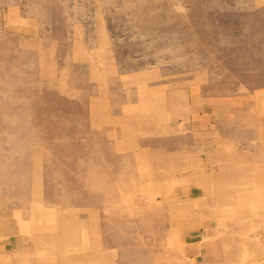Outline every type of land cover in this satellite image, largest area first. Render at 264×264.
<instances>
[{"label":"rangeland","instance_id":"1","mask_svg":"<svg viewBox=\"0 0 264 264\" xmlns=\"http://www.w3.org/2000/svg\"><path fill=\"white\" fill-rule=\"evenodd\" d=\"M0 264H264V0H0Z\"/></svg>","mask_w":264,"mask_h":264},{"label":"crops","instance_id":"2","mask_svg":"<svg viewBox=\"0 0 264 264\" xmlns=\"http://www.w3.org/2000/svg\"><path fill=\"white\" fill-rule=\"evenodd\" d=\"M202 107H203V103H200V105H195V106H193L192 105V102L189 100V98L187 99V108H186V116H187V118L189 119L188 121H189V123L188 124H186V129L189 131V132H192V129H194L193 128V126H202L203 124L204 125H206V123H205V121L204 120H200V119H197V120H195V121H193L192 122V114H197V115H201L200 114V111L202 110ZM193 125V126H192ZM206 127V126H205ZM208 130V129H207ZM206 132H213V130L212 131H210V130H208V131H206ZM192 133H200V132H192ZM210 135H211V138L212 139H208L207 141H208V144H205V142H204V144H205V147H203L202 146V148H203V150H205V151H209L210 152V155H212V151H213V148H214V145H215V141H217V139H216V137H214V136H217V135H215L214 133H210ZM222 135V134H221ZM220 137V136H219ZM223 137V136H222ZM216 139V140H215ZM180 150V149H179ZM182 150L183 151H185V149H183L182 148ZM201 158V157H200ZM204 166H207V163L205 164L204 163Z\"/></svg>","mask_w":264,"mask_h":264}]
</instances>
